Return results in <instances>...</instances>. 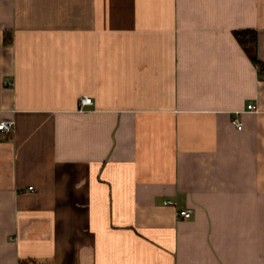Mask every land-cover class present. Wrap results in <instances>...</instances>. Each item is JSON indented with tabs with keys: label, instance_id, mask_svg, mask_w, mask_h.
<instances>
[{
	"label": "crops",
	"instance_id": "1",
	"mask_svg": "<svg viewBox=\"0 0 264 264\" xmlns=\"http://www.w3.org/2000/svg\"><path fill=\"white\" fill-rule=\"evenodd\" d=\"M0 118V264H264V0H0Z\"/></svg>",
	"mask_w": 264,
	"mask_h": 264
},
{
	"label": "built area",
	"instance_id": "2",
	"mask_svg": "<svg viewBox=\"0 0 264 264\" xmlns=\"http://www.w3.org/2000/svg\"><path fill=\"white\" fill-rule=\"evenodd\" d=\"M93 98L89 95H82V97L80 98V106H85L87 104H91L93 103ZM254 105L253 103H249L248 104V108H253ZM233 123L239 128L241 129L243 127V122L239 117H234L233 118ZM15 129V121L13 119H2L0 118V130L5 131V132H13ZM166 202L168 203H175V201H172L170 199H167ZM179 216H184V217H190L192 214V210L190 208H180L177 211Z\"/></svg>",
	"mask_w": 264,
	"mask_h": 264
},
{
	"label": "trees",
	"instance_id": "3",
	"mask_svg": "<svg viewBox=\"0 0 264 264\" xmlns=\"http://www.w3.org/2000/svg\"><path fill=\"white\" fill-rule=\"evenodd\" d=\"M238 42L245 49V51L250 55L254 63L260 64V59L256 51L257 45V33L254 29H237L234 32ZM5 42H12V36L8 34L5 35Z\"/></svg>",
	"mask_w": 264,
	"mask_h": 264
}]
</instances>
